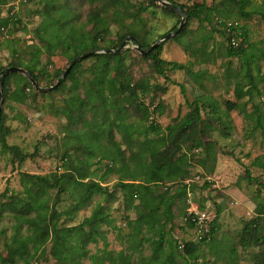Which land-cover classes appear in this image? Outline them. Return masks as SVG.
Masks as SVG:
<instances>
[{
	"label": "rangeland",
	"instance_id": "1",
	"mask_svg": "<svg viewBox=\"0 0 264 264\" xmlns=\"http://www.w3.org/2000/svg\"><path fill=\"white\" fill-rule=\"evenodd\" d=\"M103 1L14 0L0 4V17H13L5 29L0 27V70L2 67H9L18 59L23 62L29 61L30 45H42L38 39V29L43 20L49 19L47 15L42 16L47 3L53 5L51 9L53 16L56 15L58 8L67 7L71 24L88 31L93 27V24L88 22V15L100 8ZM126 1L131 6L117 21L112 19L111 12L105 14L109 29L103 38L97 41L98 45L111 47L119 42V35L126 34L130 30L139 36L134 37L137 40H144L145 37L147 41H153L161 34L171 32V29L179 24L178 14L164 12L161 9L163 6L158 2ZM173 1L184 6L202 2V0ZM250 1L251 3L244 9L262 2V0ZM205 2L207 5L225 4L233 13H237L233 1L205 0ZM141 5L147 7V10L139 17L128 16L130 11H136ZM121 9L123 10L124 7ZM208 15L213 13L209 12ZM239 20L247 28L249 41L258 42L264 47V19L254 14ZM181 30V34L163 41L160 57L167 61L187 63L194 71L201 74L199 82L191 78L184 69L167 71L166 76L155 73L151 60L143 58V54L135 48L134 43L126 38L133 35L126 34L119 44V47L123 45L119 52L124 57L126 71L132 79L144 78L149 83H156L162 87L156 93L151 90L143 95L139 94L138 100L148 105L151 111L150 119L163 128L181 120L191 110L190 103L193 101H198L200 104V99L209 98L218 106L215 113H211L208 107H203L201 111L203 122L199 124L200 130L195 137L188 138L182 147L190 157L189 175L182 181L186 184V196L182 203L175 204L172 223L166 226L167 230L170 229V237L178 244L173 258L179 264H226L229 259L227 251L234 248L237 264H252L251 254L258 248L244 249L240 244L239 235L244 223L255 215L256 202L264 203V169L252 163L257 157L264 156V134L260 128L253 129L259 114L264 124V78L256 77L261 94L255 93L253 101L247 102L244 113L236 109L226 111L225 101H236L233 85L240 79L236 72L242 67V59L240 56L226 55L227 41L214 23L205 21L200 24L196 18H192L187 23L186 19ZM183 45H188L191 50L185 51ZM42 50L35 72L40 76V86L48 87L56 83L57 75L66 69L70 62L67 55L72 51L67 54L58 51L49 58L47 52L43 48ZM102 50H91L93 52L91 55ZM95 60V57L84 58L81 68H88ZM261 63L264 67V62ZM88 77L87 73L83 75L75 73V76L66 80L65 85H57L45 95L35 90L31 84L33 92L38 94H31L23 103L3 98L0 117L6 132L3 134V139L0 136V201L7 199L1 196L6 186L9 188L7 195L11 193L25 195L20 180L24 173L31 175H46L55 171L58 174L62 173L57 167L66 152L68 164L65 167L69 169L70 174L75 175V168H78L86 175L84 181H99L102 186L108 187V193L93 194L91 201L77 211L71 210L72 213L69 214L67 211L75 202L69 196V191H66L61 195V201L56 204V210L61 212L58 224L76 225L91 214L96 203H100L106 207L112 222L110 225H101L106 242L99 238L97 242L88 244L91 253L100 254L102 250H110L115 254L122 250L124 254L129 255L128 259L131 262L137 261L141 256L148 257L152 252L150 242L139 245V239L129 237L131 227L128 221L137 216V209L133 206L127 207L122 191L114 186L117 182V174L105 172L107 160L98 161L97 155L91 156L72 135L73 126L68 124L63 115H56L52 110L55 107L59 108L63 104V99L73 94L72 83L75 79L86 81ZM243 83L245 84L246 80ZM21 84L22 82L19 80L17 82L14 77L10 81L8 90L11 92ZM77 90L83 93L84 89L82 85H78ZM247 99L244 97L242 101ZM253 102L260 105V111L246 116L253 111ZM157 104L163 107L161 113L154 108ZM129 108L131 111V106ZM91 114L89 112L87 117L89 118ZM101 115L107 118L109 113ZM113 136L116 141L122 142L121 134L115 130ZM195 138L201 139L204 147L193 148ZM3 140L8 146L15 148L3 152L1 147ZM209 142L212 147L208 152L205 146ZM122 148H125L124 145ZM125 155L128 157V149H125ZM164 187L159 185L160 189ZM71 188L75 194L80 192L79 189ZM55 193V189L50 190V203ZM194 210L205 212L211 219H216L215 243L212 246L199 243L198 258L184 261V258L179 256L184 242L197 241L193 227L186 226L187 221L184 219L186 213ZM16 223L14 214L4 210L0 219L1 257L7 255L4 242L9 241ZM27 230V224H23L20 232L24 235L28 233ZM145 234L155 237L153 232ZM169 235L166 234V238ZM164 247L166 251L169 250L165 244ZM28 248L33 251L31 244ZM50 248L51 242H47L43 252L39 250L35 256L36 262L32 260L31 264H59L52 258ZM82 261L85 264H92L88 258H83ZM18 262L24 264L20 260ZM0 264L6 263L0 261Z\"/></svg>",
	"mask_w": 264,
	"mask_h": 264
},
{
	"label": "trees",
	"instance_id": "2",
	"mask_svg": "<svg viewBox=\"0 0 264 264\" xmlns=\"http://www.w3.org/2000/svg\"><path fill=\"white\" fill-rule=\"evenodd\" d=\"M8 1L14 0H0V4ZM167 1L178 5L186 13L187 23L192 18H196L200 24L205 21L214 23L227 41L226 55L228 57L240 56L242 67L236 72L240 79L233 85L236 101L226 100L225 110L236 109L244 113L247 102L253 101L255 93L261 94L256 77L264 78V67L261 63L264 62V47L258 42L249 41L247 28L239 18H247L256 14L264 19V0L249 9L244 8L251 3L250 0H230L235 3L237 13H233L228 6L222 3L220 6L207 5L205 0L189 6L181 5L173 0ZM130 6L126 0H104L100 8L89 13L88 22L92 23L93 27L86 31L71 24L67 7L58 8L56 15L53 16L51 13L53 5L47 3L42 16L47 15L49 19L43 20L38 29V39L42 45H30L31 59L27 62L18 59L9 67H22L29 71L39 84L40 76L35 72V68L43 52L42 48L49 58L58 51L64 54L72 51L67 55L70 61L91 50L118 49L126 34L133 35L132 37L139 36L130 30L126 34L119 35V42L111 47L100 46L97 41L102 39L109 29L105 14L111 12L112 19L117 21L122 14H126ZM121 7L124 9L122 10ZM161 9L166 13L174 14L165 7ZM146 10L147 7L141 5L136 11H130L128 16L139 17ZM209 12L213 15H208ZM177 16L179 21L180 17ZM10 20H13L12 16L0 17V27L5 29ZM226 20L240 22L242 40L236 46L229 42L232 34L220 27L221 23ZM176 28L177 25L171 31ZM181 33L182 30L178 34ZM165 34H161L158 38ZM156 40L147 41L144 37V40L139 39L137 42L142 49H145ZM162 46L163 42L143 54V58L151 60L155 73L166 76L167 71L184 69L191 78L199 82L201 74L194 71L187 63L167 61L161 58ZM183 47L187 52L191 50L188 45H183ZM90 57H95L96 60L88 68H81L83 59L71 67L65 78L60 79L58 85L62 86L69 77L75 76V73L89 75L86 81L75 79L72 83L73 94L65 97L59 108L55 107L52 110L56 115H63L68 124L73 126L72 135L91 156L97 155L98 161L107 160L106 173L117 174V182L114 186L122 191L126 206H133L137 209V216L128 221L131 227L129 237L139 239V245L143 242H150L152 252L148 257L141 256L137 261L132 262L128 259L129 255L124 254L122 250L115 254L110 250H102L100 254L91 253L88 244L97 242L99 238L106 242L101 225H110L112 222L106 212V207L100 203H96L91 214L80 223L71 226L58 224L61 212L56 210V204L61 201V195L66 191H69V196L75 202L67 211L69 214L72 213L71 210L77 211L91 201L93 194L108 193V187L102 186L99 181H84L86 175L78 168H75V175L70 174L69 169L65 167L68 164V155L65 152L61 164L57 167L62 173L58 174L56 171L46 175L24 173L20 180L24 186L25 195L14 193L7 195L9 190L7 186L1 192V196L7 199L0 201V219L3 211L8 210L14 214L17 223L14 225L9 241L4 242L7 255L6 257L0 256V261L6 264H20L18 262L20 260L24 264H31L39 250L42 253L44 245L51 242L50 254L59 264H85L82 261L83 258H88L92 264H179L173 258L178 244L170 237V229L167 230L166 226L172 223L175 204L182 203L186 196V184L182 181L189 175L190 157L186 151L182 150V147L188 138L195 137L197 131L200 130L199 124L203 122L201 116L203 107H208L211 113H215L218 109L217 103L209 98L200 99V104L198 101H193L190 103L191 110L181 120L163 128L150 119L151 111L148 105L138 100L139 94L143 95L151 90L156 93L157 90L162 89L159 84L149 83L144 78L133 80L126 71L124 57L119 51L95 52L86 58ZM3 69L2 67L0 72ZM14 77L22 84L10 92L8 86ZM244 80H246L245 84ZM78 85H82L83 93L77 90ZM2 93L4 99L18 103L25 102L31 94H38L33 92L28 78L19 72H10L5 76ZM40 93L45 95L49 92ZM244 97L248 99L242 101ZM129 106L132 108L131 111ZM253 107V111L246 116L260 111L258 103L253 102ZM154 108H157L160 113L163 111L161 104L155 105ZM100 111L109 113L108 117L104 118ZM89 112L92 114L88 118ZM258 128L264 134V124H262L260 114L253 126L254 130ZM114 130L121 134L122 142L114 139ZM5 132L3 120L0 117L2 139ZM122 145L125 148H122ZM1 147L3 152L15 148L8 146L4 140ZM192 147H204L202 140L195 138ZM205 147L208 152L211 151V142ZM125 149L129 151L128 157L125 155ZM252 163L264 169V156L257 157ZM159 185H164V189H160ZM70 187L79 189L80 192L75 194ZM53 189L56 193L50 203L49 192ZM109 195L112 196L111 193ZM186 216L187 213L184 219ZM23 224H27L28 229V233L24 235L20 232ZM186 224L192 227L189 222ZM216 228V219L213 218L209 224V235L199 241L184 242L179 256H182L184 261L198 258L199 243L212 246L215 243ZM146 232H153L155 237L147 236ZM166 234L169 235L168 238ZM239 238L244 249L258 248L251 254L252 264H264V203L256 202L255 215L244 223ZM30 244L32 252L28 248ZM164 244L168 247V251ZM234 253V248L227 251L229 259L226 264H237Z\"/></svg>",
	"mask_w": 264,
	"mask_h": 264
},
{
	"label": "water",
	"instance_id": "3",
	"mask_svg": "<svg viewBox=\"0 0 264 264\" xmlns=\"http://www.w3.org/2000/svg\"><path fill=\"white\" fill-rule=\"evenodd\" d=\"M155 2H158L161 6L171 10L172 12L178 14L180 16V21H179V24L177 26V28L174 30V31H171V32H168L166 33L165 35H163L162 37L158 38L153 44H151L149 47L145 48V49H142L137 40L132 37V36H127L126 38H128L131 42L134 43V46L135 48L142 54L144 53H147L148 51H150L154 46H156L157 44L165 41L166 39H168L169 37L171 36H174L176 34H178L184 23L186 22V19H187V16H186V13L178 6V5H175L167 0H153ZM123 45H121L122 47ZM119 47L118 49H103L101 52H118L120 50ZM93 52L90 51L88 53H84V54H81L75 58H73L68 66L66 67V69L60 74V76L57 78V81L56 83H54L53 85L51 86H48V87H42L40 86L37 81L34 79V77L32 76V74L21 68V67H15V66H10V67H6L4 68L1 73H0V113H1V104L3 102V93H2V87H3V82H4V78L5 76L10 73V72H21L24 76H26L28 78V80L30 81V83L33 85V87L35 88V90L37 91H41V92H44V91H48V90H51V89H54L57 87V85L59 84V81L60 79L62 78H65L66 75L69 73L71 67L78 61L90 56Z\"/></svg>",
	"mask_w": 264,
	"mask_h": 264
},
{
	"label": "built area",
	"instance_id": "4",
	"mask_svg": "<svg viewBox=\"0 0 264 264\" xmlns=\"http://www.w3.org/2000/svg\"><path fill=\"white\" fill-rule=\"evenodd\" d=\"M239 26L240 22L232 20H226L220 25L222 29L232 34L229 42L233 46L238 45L242 40L241 30ZM185 220L192 225L195 233V239L197 241L209 235V224L212 219L208 217L205 212H198L197 210L191 211L187 213Z\"/></svg>",
	"mask_w": 264,
	"mask_h": 264
}]
</instances>
